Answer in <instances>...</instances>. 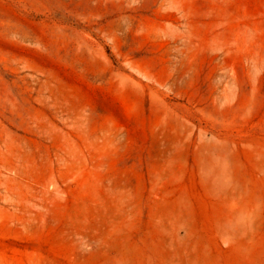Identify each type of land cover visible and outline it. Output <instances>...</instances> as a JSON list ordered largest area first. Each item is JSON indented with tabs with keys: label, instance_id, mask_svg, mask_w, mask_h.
I'll use <instances>...</instances> for the list:
<instances>
[{
	"label": "rangeland",
	"instance_id": "obj_1",
	"mask_svg": "<svg viewBox=\"0 0 264 264\" xmlns=\"http://www.w3.org/2000/svg\"><path fill=\"white\" fill-rule=\"evenodd\" d=\"M0 264H264V0H0Z\"/></svg>",
	"mask_w": 264,
	"mask_h": 264
}]
</instances>
